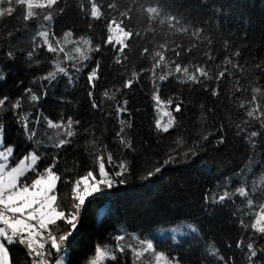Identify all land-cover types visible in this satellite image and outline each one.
Returning <instances> with one entry per match:
<instances>
[{
    "label": "trees",
    "instance_id": "trees-1",
    "mask_svg": "<svg viewBox=\"0 0 264 264\" xmlns=\"http://www.w3.org/2000/svg\"><path fill=\"white\" fill-rule=\"evenodd\" d=\"M102 2L106 4L108 0ZM113 2L118 4L120 10L134 9L132 25L141 32L142 38L133 37L128 42L130 47L125 50L128 59L123 65L114 63L110 47L102 48L99 53H91L92 60L84 62L88 68L83 72H76L71 62L58 60L60 66L73 77L71 84L63 74L57 75L51 84L40 79L55 70L50 62L51 54L43 49L34 55L32 61L28 59L32 37L44 30L45 22L42 19L30 20L25 24L21 8L15 14L19 19L5 17L0 21V75L4 77L0 79V96L8 95L13 100L22 97L19 112L28 117L29 126L37 135L42 134L41 141L36 143V151L41 159L34 167L42 171L51 163L52 156L59 153V163L54 171L62 178H78L89 169L98 170L99 162L94 157L102 154L110 173L117 170L119 163H125L131 170L130 174L122 177L127 181L124 185L102 192L86 205L79 221L78 235L65 256L66 261L68 264H86L95 255L98 245L111 252L117 243L115 234L119 233L125 237L121 241L125 246L131 244L132 236L148 239L157 250L181 258L183 264H208L212 260L207 254L210 248L218 249L226 257H233L235 264H246L241 250L227 245H234L237 239L244 236L239 220L250 222L253 219L251 215H243L249 211L247 199H254L257 210L259 204L264 203V190L256 187L264 180V127L258 121H251L244 109L239 107L241 100L250 99L253 86L261 87L258 95L264 107V73L255 68L256 63L264 62V0H160L164 7L154 21L147 19L140 6L155 4L156 0ZM65 6V13L56 14L48 28L58 35L71 28L77 37L90 36L93 44L102 43L106 37L103 22L91 21L95 27L89 29L79 14L78 0H62L60 7ZM170 9L179 10L181 24L177 27L187 28V33H176L168 27L166 18ZM161 20L165 23L161 24ZM196 29L201 30L200 37L193 35ZM8 30L13 31L12 37L6 35ZM209 40L211 45L208 44ZM165 42L173 47L175 43H180L183 48L197 45L192 53L183 56L182 63L206 61L202 53L208 51L216 58L215 61H207L212 65L213 72L217 70V64L223 67L225 57H232L240 67H228L230 75L220 81V95L215 98L210 91L205 92L200 84H179L174 77H169L163 83L157 79L164 100L174 96L185 102L184 112L174 113L177 117L176 127L169 133L159 134L155 130V120L160 113L154 109L151 99L154 89L149 72H144L132 88L116 94L114 100L104 97L103 92L122 88L132 71L139 72L149 67L151 59L141 56V51L144 47L149 48L150 52L163 51L159 45ZM9 51L13 52L12 58L7 55ZM236 51L241 53L239 57L233 56ZM167 55L170 59L175 58L171 52ZM37 60L39 63H36ZM96 60L100 61L101 69L94 96L96 102L102 104L100 111L92 109L87 95L90 90L87 72L95 66ZM237 79L245 91H234ZM205 83L209 89L217 87L215 80ZM25 88H31L40 97L39 101H30L24 95ZM45 92L47 95H44ZM125 97L129 101L130 116L122 118L132 124L131 128H126V138L132 141V149L124 148L115 135L120 128L115 107ZM26 109L32 111H23ZM164 110L161 108V112ZM167 110L171 111V108ZM202 111L204 115L201 117ZM38 116L41 118L39 124L35 122ZM68 116L80 120L81 124L73 144L58 150L52 145L62 138L64 129H49L44 117L59 122L61 117L66 121ZM167 119L162 116V123ZM244 120H250V126H245ZM0 121L5 125L4 141L16 142V152L8 163L10 167L26 153L37 135L29 141L10 110H0ZM237 123L246 128L244 133L237 131ZM221 125L225 129L223 132ZM86 128L87 132L84 131ZM252 130L260 135L249 142L247 133ZM209 133L212 135L208 140H203V136ZM220 135H224L226 140L222 145L217 144ZM177 139L184 142L180 150L198 146V154L188 160L181 158L151 179L142 180L141 177L162 162L170 148L175 147ZM91 141H95V144ZM109 152L113 155V166L108 165ZM34 175L30 170L21 179L22 183L25 178L31 180ZM241 187L248 191L247 198L238 195L237 190ZM58 188L60 210L72 211L70 186L58 182ZM225 190L233 194L230 200L223 204L205 203V193L222 194ZM171 225L177 228L179 236L173 237L168 233L164 237L155 236L169 230ZM189 225L197 231L192 232ZM261 247H264V243H261ZM10 255L13 264H25V249L18 244L10 246ZM103 264L116 262L110 256H105ZM119 264H133L132 252L128 251L126 257H120Z\"/></svg>",
    "mask_w": 264,
    "mask_h": 264
},
{
    "label": "snow or ice",
    "instance_id": "snow-or-ice-1",
    "mask_svg": "<svg viewBox=\"0 0 264 264\" xmlns=\"http://www.w3.org/2000/svg\"><path fill=\"white\" fill-rule=\"evenodd\" d=\"M62 0H0V21L5 17L17 18L15 16L18 9H23L22 20L27 24L30 20L42 19L44 30L38 31L32 37V47L28 52L29 61L33 60L35 54L43 49L45 52L51 54L50 62L54 65L55 70L50 71L47 75L41 76V80H47L50 84L56 80L57 75L63 74L68 77V82L73 83V77L69 75L66 68L61 67L58 60L71 62L76 72H83L88 68L85 61H91V53H99L102 48H111L114 54V63L123 65L128 57L125 50L130 47L128 43L133 37H141V32L136 30L132 25L133 8H126L120 10L117 3L113 0H108L105 4L102 0H78V11L84 19L89 29H93L95 25L91 21H102L106 30V37L102 43L93 44L90 36L76 35V32L69 28L63 31L62 35H58L54 30L48 28V24L52 23L55 15H63L66 7H60ZM147 14L149 21H154L161 14L160 0H156L155 4L148 6H140ZM106 9V10H105ZM167 24L169 28L174 29L176 33H187L188 29L182 26L179 10H169L167 15ZM161 24L165 23L164 20L160 21ZM13 31L8 30L6 35L13 36ZM194 36L200 37L201 30L196 29L193 33ZM142 38V37H141ZM74 47L69 48V45ZM211 45V41H208ZM197 47L193 44L189 48H183L180 43H175V46H170L168 43L159 45L161 50L150 52V49L144 47L140 55L145 58L151 59L149 67L142 68L139 72L132 71L131 76L124 80L122 88L116 87L114 92L106 89L103 96L109 100H114L116 94L132 88L133 84L138 81L139 77L144 72H149L150 79L153 81V92L151 99L154 102V109L160 113L155 120V130L159 134L169 133L171 129L177 125V117L174 115L184 112L185 102L174 96H170L164 100L161 95V89L157 83L169 80V77H174L179 84H200L203 85L205 92L211 93L212 97L220 95L219 83L230 74L228 67L239 68L232 57H225L223 67L216 65L217 70L213 72L212 65L207 61H215L213 53L205 51L202 53L206 57V61L200 63H182L183 56L193 52ZM171 52L174 59H170L167 53ZM9 58L13 57V52L7 53ZM241 53L236 51L233 56L239 57ZM36 63H39L37 60ZM255 68L264 73V62L255 64ZM101 64L96 60L95 66L87 72V84L89 91L87 93L93 110L100 111L102 104L95 100V89L97 81L100 79ZM158 69L163 71L158 72ZM0 79H4L0 75ZM215 80L217 87L209 89L206 81ZM235 92L239 93L245 91L240 86L239 79L236 80ZM262 91L260 86H253L251 92L253 93L248 100H241L239 107L244 109L246 116L251 118V121H258L264 127V107L260 94ZM111 92V94H110ZM24 95L28 96L30 101L38 102L40 97L32 92L31 88L24 89ZM44 95H47L45 92ZM22 97H17L14 100L8 95L0 96V110H10L12 116L17 124L23 129L25 137L30 141L37 135L36 131L30 128V121L27 116L22 115L19 109L22 107ZM129 101L125 97L122 101L117 102L115 107L116 119L119 122L120 128L116 132V138L119 143L126 149H132L133 144L130 139H127L126 128H131L132 124L129 120L122 118L123 116H130V109L128 107ZM170 107L171 111L167 108ZM203 105L201 108L203 109ZM161 108H165L161 112ZM138 110V109H137ZM111 115V113H109ZM203 111L200 113L202 117ZM166 116L168 119L162 123L161 117ZM40 117L36 118V123L39 124ZM49 129L63 128L62 138L54 143L52 147L56 149H63L73 144L74 138L78 134V126L81 121L73 119L68 116L66 121L63 117L59 122H53L51 119L44 117ZM245 126H250V120H244ZM239 133L246 131L245 127L237 123L235 125ZM221 132L225 131L223 125L220 126ZM85 132L88 129H84ZM5 132V125L0 121V264H13L10 255V246L19 245L25 249V264H68L65 256L69 252V246L78 235L79 221L82 218L83 211L87 204L98 198L102 192L111 191L114 187L124 185L127 181L123 179L127 174H130V169L126 167L125 163H119L117 170L109 172L104 163L102 154L95 155V160L98 161V170L96 168L89 169L86 174L78 178H62L57 174L54 169L59 163V153L52 156V161L47 165L43 171L34 167L36 162L41 159L39 155L32 152H27L20 159L19 165L13 167L10 171L7 170V161L14 156L16 147L14 145L4 146L3 134ZM208 135L203 136V140H208ZM260 135L256 130L247 133L249 142H253V138ZM226 142L225 136L220 135L217 138V144L222 145ZM90 143L95 144V141ZM175 147L170 148L166 153L162 162L157 163L150 168L145 175L141 177L142 180H149L157 174L161 173L163 169L173 163H178L179 159H191L198 154V146H190L186 150H180L184 147V142L177 139ZM106 148V146H105ZM108 165L113 166V155L108 153ZM31 160L32 165H26V161ZM35 174L30 182L25 178L21 183V177H24L25 171L28 169ZM71 171V169H68ZM98 171V178H97ZM58 182L70 186L72 211L60 210L57 193L59 192ZM83 185V188H81ZM260 190H264V180L260 185L256 186ZM256 188H254V191ZM240 197L247 198L248 191L241 187L237 190ZM232 193L225 190L222 194L213 195L207 192L204 195L205 203L223 204L232 198ZM247 207L249 211L244 212L243 215L253 216L250 222L239 220V226L244 230V236L235 241V244H228L227 247L241 250L246 257V264H264V203L259 204L258 210L255 207L254 199H247ZM67 226L64 228V226ZM192 232L197 229L189 225ZM55 230V231H54ZM249 230H251L249 234ZM177 231V229H173ZM259 238V240H258ZM125 239L124 235L116 233L115 240L117 241L115 247L111 252L107 248L102 249L99 245L95 248V259H90L88 264H100V261L105 256H110V259L116 264H119L120 257H126L127 252L131 251L133 254V264H146L144 259L145 254L151 258L147 264H183L182 259L177 256H170L164 251L157 250L156 246L150 240H140L134 238L136 244L123 245L121 241ZM247 241V242H246ZM119 254V255H117ZM208 255L212 260L208 264H235L233 257H226L220 254L216 248H210Z\"/></svg>",
    "mask_w": 264,
    "mask_h": 264
},
{
    "label": "rangeland",
    "instance_id": "rangeland-1",
    "mask_svg": "<svg viewBox=\"0 0 264 264\" xmlns=\"http://www.w3.org/2000/svg\"><path fill=\"white\" fill-rule=\"evenodd\" d=\"M23 111H32V110H31V109H26V110H23ZM4 135H5V134H3V140H4ZM41 139H42V134L40 133V134H38V135L36 136V140H35V142H32V144L30 145V147L27 149L26 153H27V152H32L33 154L38 155V153H37V151H36V148H37V147H36V143H39V142L41 141ZM15 143H16L15 141H10L9 143H6V142L4 141V146H5V147H7V146H9V145H14V146H15ZM26 153H25V154H26ZM20 159H23V156H22ZM20 159L16 160L15 164H13L12 166L8 167L7 170L10 171L13 167L18 166V165H19V162H20ZM0 163H4V161H0ZM8 163H9V161H7V165H8ZM25 163H26V165H32V161H31V160H28V161H26ZM30 170H31L30 168H29L28 170H26L24 175H26V173L29 172ZM22 178H23V177H21V179H22ZM21 183H22V180H21ZM81 188H83V185H81ZM173 229H177V228H176L174 225H171L169 230H164V231H163V234L158 233V235H155V236H157V237H164V235L167 234V233H168L169 235L173 236V237H177V236H179V235H177V234H178V231H173ZM159 234H160V235H159ZM134 238H138V237H136V236H132V237H131V242H130L131 244H136V240H135ZM139 239H140V240H148V239H142V238H139ZM150 241H151V240H150ZM91 259H95V255H94L93 258H91ZM144 259H145V261H146V264H147L148 261L151 260V258L148 257L147 254H145ZM104 260H105V257L100 261V264H103ZM86 264H88V262H87Z\"/></svg>",
    "mask_w": 264,
    "mask_h": 264
},
{
    "label": "built area",
    "instance_id": "built-area-1",
    "mask_svg": "<svg viewBox=\"0 0 264 264\" xmlns=\"http://www.w3.org/2000/svg\"><path fill=\"white\" fill-rule=\"evenodd\" d=\"M42 171H43V170H42ZM28 182H30V180H29Z\"/></svg>",
    "mask_w": 264,
    "mask_h": 264
}]
</instances>
